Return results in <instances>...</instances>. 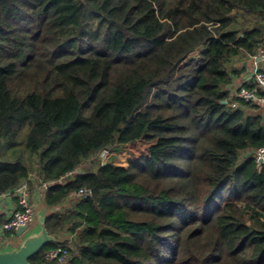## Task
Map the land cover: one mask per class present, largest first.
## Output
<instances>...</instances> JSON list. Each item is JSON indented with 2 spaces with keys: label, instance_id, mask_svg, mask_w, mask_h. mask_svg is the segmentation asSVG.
<instances>
[{
  "label": "trees",
  "instance_id": "trees-1",
  "mask_svg": "<svg viewBox=\"0 0 264 264\" xmlns=\"http://www.w3.org/2000/svg\"><path fill=\"white\" fill-rule=\"evenodd\" d=\"M261 47L264 0H0V194L51 183L30 263L264 264L263 113L229 90Z\"/></svg>",
  "mask_w": 264,
  "mask_h": 264
},
{
  "label": "built area",
  "instance_id": "built-area-1",
  "mask_svg": "<svg viewBox=\"0 0 264 264\" xmlns=\"http://www.w3.org/2000/svg\"><path fill=\"white\" fill-rule=\"evenodd\" d=\"M250 57L264 66V47L258 49L256 53L252 56L250 55ZM233 89V87L230 88L232 98H240L246 102L258 105L261 109L264 108V71H256L253 76L244 80L241 85L235 89V91H233ZM252 155L258 166H264V146L255 149L252 152ZM110 156L111 150L103 149L99 153L98 158L103 164H106L108 163ZM37 183L40 190L43 191L48 190L51 185V183L44 182L38 178ZM90 194L91 192L88 190H81L77 193V196L86 197ZM10 195L17 197L18 206L12 213V216L3 224V235L14 234L21 228L28 229L36 221V207L31 199V192L28 183L25 181L15 189H12L7 193L0 194V198ZM47 258L48 260L58 259L61 264H66L69 258V251L65 245H61L57 250L49 252Z\"/></svg>",
  "mask_w": 264,
  "mask_h": 264
},
{
  "label": "crops",
  "instance_id": "crops-1",
  "mask_svg": "<svg viewBox=\"0 0 264 264\" xmlns=\"http://www.w3.org/2000/svg\"><path fill=\"white\" fill-rule=\"evenodd\" d=\"M230 67H233L236 70H239L241 68L245 69L244 73L239 78L236 79L234 78L233 86H232L234 88L233 91H235V89H237L244 80L253 76L256 71H264V66L261 63H258L252 57H250V55L248 56L247 59L237 58L233 60L230 63ZM261 112L264 113V108H262ZM131 161L132 160L129 159L128 162L130 163ZM35 178L36 176L31 174L28 180H26V182L30 187L31 199L33 201L34 206L36 207V221L30 228H28V230L23 236L19 237L17 235V232L14 234L3 235V231H2L3 224L12 216V213L17 208L18 199L14 195L3 196L0 198V251L5 250L9 244H12L14 249L19 248L24 238L38 229L40 217L46 218L48 215V211L42 203L44 191L40 190V187L38 186L37 180ZM17 241L20 242L18 245H15Z\"/></svg>",
  "mask_w": 264,
  "mask_h": 264
},
{
  "label": "water",
  "instance_id": "water-1",
  "mask_svg": "<svg viewBox=\"0 0 264 264\" xmlns=\"http://www.w3.org/2000/svg\"><path fill=\"white\" fill-rule=\"evenodd\" d=\"M223 104H227V101ZM45 222L46 218L40 217L38 229L27 235L19 248L14 249L12 244H9L5 250L0 251V264H31L30 259L55 240L49 235ZM27 230V228H21L17 231V235L21 237Z\"/></svg>",
  "mask_w": 264,
  "mask_h": 264
},
{
  "label": "rangeland",
  "instance_id": "rangeland-1",
  "mask_svg": "<svg viewBox=\"0 0 264 264\" xmlns=\"http://www.w3.org/2000/svg\"><path fill=\"white\" fill-rule=\"evenodd\" d=\"M27 161H29V155L25 153L23 156ZM129 159L133 160L132 156L127 152V151H121V152H114L111 151V156L110 159L108 160L113 162L116 165H119L120 167H125L127 168L129 166ZM107 164V163H106ZM12 239V238H11ZM11 241V240H10ZM20 241H17L15 245H18Z\"/></svg>",
  "mask_w": 264,
  "mask_h": 264
}]
</instances>
